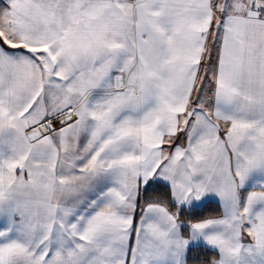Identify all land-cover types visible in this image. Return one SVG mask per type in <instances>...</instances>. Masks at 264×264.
Segmentation results:
<instances>
[{
    "label": "snow or ice",
    "instance_id": "1",
    "mask_svg": "<svg viewBox=\"0 0 264 264\" xmlns=\"http://www.w3.org/2000/svg\"><path fill=\"white\" fill-rule=\"evenodd\" d=\"M0 264H264V0H0Z\"/></svg>",
    "mask_w": 264,
    "mask_h": 264
},
{
    "label": "trees",
    "instance_id": "2",
    "mask_svg": "<svg viewBox=\"0 0 264 264\" xmlns=\"http://www.w3.org/2000/svg\"><path fill=\"white\" fill-rule=\"evenodd\" d=\"M206 215H215L217 214L215 211V206H211L210 209L208 211L205 212Z\"/></svg>",
    "mask_w": 264,
    "mask_h": 264
}]
</instances>
